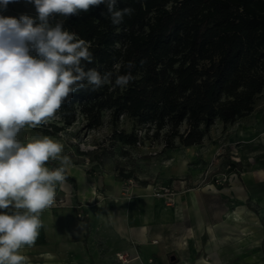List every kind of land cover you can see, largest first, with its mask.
<instances>
[{"label":"trees","instance_id":"trees-1","mask_svg":"<svg viewBox=\"0 0 264 264\" xmlns=\"http://www.w3.org/2000/svg\"><path fill=\"white\" fill-rule=\"evenodd\" d=\"M48 22L86 42L90 60L80 67L102 80L99 87L77 81L53 117L70 126L82 115L93 128L107 110L127 145L140 142L142 129L162 142L160 151L200 143L216 119L250 113L264 89V0H102ZM123 75L131 79L121 87ZM122 117L132 120L129 132L117 128Z\"/></svg>","mask_w":264,"mask_h":264},{"label":"crops","instance_id":"crops-1","mask_svg":"<svg viewBox=\"0 0 264 264\" xmlns=\"http://www.w3.org/2000/svg\"><path fill=\"white\" fill-rule=\"evenodd\" d=\"M140 159L129 180L64 167L60 188L76 194L83 221L73 208L44 209L35 244L18 254L28 264H264V109L216 119L200 143ZM206 170L226 182L204 179ZM158 185L173 193L157 195ZM121 251L138 257L121 262Z\"/></svg>","mask_w":264,"mask_h":264},{"label":"clouds","instance_id":"clouds-1","mask_svg":"<svg viewBox=\"0 0 264 264\" xmlns=\"http://www.w3.org/2000/svg\"><path fill=\"white\" fill-rule=\"evenodd\" d=\"M15 2L0 0V12ZM27 2L34 3L40 24L28 15H0V210L10 206L17 210L0 211V264H28L19 249L35 244L43 226L39 214L56 198L53 185L66 180L63 167L55 171L44 167L62 151L61 144L45 137L21 145L17 134L25 125L35 126L53 117L76 90L77 81L86 77L91 85L102 83L97 71L85 72L80 67L82 58L90 60L86 42L62 31L60 23L48 24L54 13L76 14L102 0ZM113 15L116 18L121 13ZM130 79V75L119 76L116 84L124 87ZM62 162L69 164V157L64 156Z\"/></svg>","mask_w":264,"mask_h":264},{"label":"rangeland","instance_id":"rangeland-1","mask_svg":"<svg viewBox=\"0 0 264 264\" xmlns=\"http://www.w3.org/2000/svg\"><path fill=\"white\" fill-rule=\"evenodd\" d=\"M0 15L15 18H19L21 15H28L34 19L36 24L41 23L35 7L32 3H28L27 0H17L15 3H10L7 6V10L0 12ZM263 109L264 89L259 94L253 110L261 111ZM101 116L102 123L93 128H87L85 126V120L82 115H79L77 120L70 126L64 125L58 117H51L44 124H37L35 126L25 125L17 134L16 139L21 145H26L36 139H43L45 137L61 144L62 151L55 158H50L44 165L49 171H55L61 167H67L69 169L73 165L83 167L90 171L93 170V173L90 174L91 176L94 174L98 176L102 172L111 170L116 175L129 180L131 177L127 176L136 170L141 160L140 157L143 155L158 154L163 144L156 139L146 138L142 129L139 131V135L142 137L140 142L136 145H127L118 139L117 134L113 133L109 120V112L105 110ZM51 122L59 126L57 131L50 132L51 127L49 123ZM131 124L132 120L122 117L117 128L129 132L131 130ZM235 147L231 146V151L239 150ZM102 152L104 156L103 163L99 164L92 157L95 153ZM234 154L238 157V160L230 157L233 161H242L243 158L240 153ZM64 156L69 157V164H63L62 158ZM59 184L60 182H55L53 185L56 191V198L52 207L61 216H63L62 214L65 213L66 209L73 208V213L77 219L83 221V216L78 214V202L74 198L76 194L73 192L68 194L60 188Z\"/></svg>","mask_w":264,"mask_h":264},{"label":"built area","instance_id":"built-area-1","mask_svg":"<svg viewBox=\"0 0 264 264\" xmlns=\"http://www.w3.org/2000/svg\"><path fill=\"white\" fill-rule=\"evenodd\" d=\"M232 158L234 160H238V157H236L235 154H233ZM209 175H210V172L208 170H206L205 173L203 174V178L205 179ZM227 177H228L227 173H223L220 176H215V177L210 175V178L216 183H224V182H226ZM155 192H156L157 195H166V196H169V195H171L173 193V191H172V189L170 187L161 186V185L157 186ZM115 256H116V259L121 261V262H128L130 259L138 257V255L132 257L130 255V253L127 252V251L118 252V253H116Z\"/></svg>","mask_w":264,"mask_h":264}]
</instances>
